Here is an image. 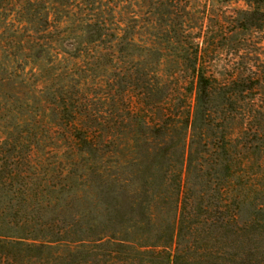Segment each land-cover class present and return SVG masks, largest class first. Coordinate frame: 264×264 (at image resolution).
<instances>
[{
    "label": "trees",
    "instance_id": "trees-1",
    "mask_svg": "<svg viewBox=\"0 0 264 264\" xmlns=\"http://www.w3.org/2000/svg\"><path fill=\"white\" fill-rule=\"evenodd\" d=\"M20 1L40 23L0 37V264H264V62L212 71L182 0Z\"/></svg>",
    "mask_w": 264,
    "mask_h": 264
},
{
    "label": "rangeland",
    "instance_id": "rangeland-1",
    "mask_svg": "<svg viewBox=\"0 0 264 264\" xmlns=\"http://www.w3.org/2000/svg\"><path fill=\"white\" fill-rule=\"evenodd\" d=\"M191 16L196 22L198 30L192 32L193 37L199 33L203 39L209 41V52L206 61L211 70L219 75L230 74L234 70L243 68L249 62V56H255L259 62H264V21L260 30L244 29V10L248 9L245 0H182ZM260 3L264 14V0ZM25 4L20 0H0V37L7 40L31 36L36 30L39 21L26 13ZM61 7L60 3L58 4ZM262 14V16H264ZM264 18V17H263ZM22 25H26L21 27ZM202 25V30L199 28ZM21 28V31H20ZM20 32H19V31ZM16 52L15 50H11ZM245 64V65H244ZM187 78L184 76V79ZM182 79L181 82L185 80ZM32 82L38 83V78L33 77ZM96 88L90 86V92ZM7 93V92H6ZM3 94V91H1ZM1 99V98H0ZM11 97L0 104V121L12 124V114L19 103L11 104ZM37 103L36 101H32ZM30 111L35 116H40L38 106L32 105Z\"/></svg>",
    "mask_w": 264,
    "mask_h": 264
}]
</instances>
